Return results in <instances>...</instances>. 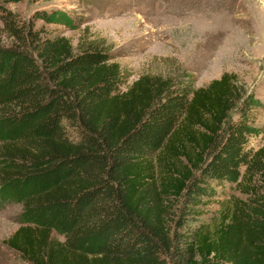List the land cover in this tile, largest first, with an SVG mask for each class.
Instances as JSON below:
<instances>
[{"label":"trees","instance_id":"1","mask_svg":"<svg viewBox=\"0 0 264 264\" xmlns=\"http://www.w3.org/2000/svg\"><path fill=\"white\" fill-rule=\"evenodd\" d=\"M0 2V206L21 264H264V102L234 72L196 87L145 73L130 86L103 37L78 43ZM235 197L216 224L206 202ZM186 229V230H184ZM59 236H63L61 239Z\"/></svg>","mask_w":264,"mask_h":264},{"label":"rangeland","instance_id":"2","mask_svg":"<svg viewBox=\"0 0 264 264\" xmlns=\"http://www.w3.org/2000/svg\"><path fill=\"white\" fill-rule=\"evenodd\" d=\"M8 6L26 19L37 9L66 11L73 26L40 19L36 25L74 45L85 34L105 38L126 74L123 89L145 73L191 77L201 87L234 72L264 102V0H22ZM0 41L10 44L1 33ZM253 116L264 126V106ZM252 143L264 145V135ZM235 197H246L236 183L219 189L201 222L216 224ZM20 212L16 202L0 206V264H21L6 244L21 225Z\"/></svg>","mask_w":264,"mask_h":264}]
</instances>
